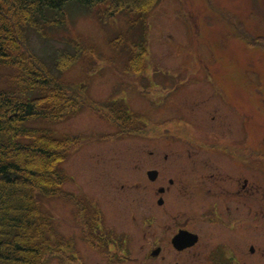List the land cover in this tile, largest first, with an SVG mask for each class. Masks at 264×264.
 Wrapping results in <instances>:
<instances>
[{
  "label": "rangeland",
  "instance_id": "374dc122",
  "mask_svg": "<svg viewBox=\"0 0 264 264\" xmlns=\"http://www.w3.org/2000/svg\"><path fill=\"white\" fill-rule=\"evenodd\" d=\"M263 1L158 0L144 17L146 25L138 14L128 17L105 1L88 8L67 9L64 24L46 27L43 37L32 31L26 33L24 45L62 85L80 84L73 111L55 120L31 122L51 128L70 145L61 163L65 174L63 195L39 198L40 210L52 227L53 242L62 241L63 245V249L47 254L42 264H104L85 240L77 199L101 211L109 230H131L143 238V231L131 218L138 202L126 188L135 186L136 177L148 166L144 163L139 168L137 150L142 144L150 149V138L141 136V131H121L110 121L107 103L120 104L125 99L129 112L141 115L143 127L151 130L177 117L175 113H182L184 120L192 119L186 112L188 104L179 103L195 95L193 88L177 86L174 93L167 92L166 86L213 81L227 86L239 104L244 103V117L247 104L252 105L254 143L264 146ZM143 37L146 59L143 57L145 62L134 69L130 59L140 52L141 45L134 44ZM76 50L77 56L62 63L60 73L50 66L57 56L59 61L63 53ZM13 84V70L0 65V90ZM255 181L264 187V177ZM130 208L133 210L128 213L125 209ZM150 234L151 230L146 231V239ZM137 250L133 248L130 255L135 256Z\"/></svg>",
  "mask_w": 264,
  "mask_h": 264
},
{
  "label": "flooded vegetation",
  "instance_id": "af4514ba",
  "mask_svg": "<svg viewBox=\"0 0 264 264\" xmlns=\"http://www.w3.org/2000/svg\"><path fill=\"white\" fill-rule=\"evenodd\" d=\"M181 83L167 92L193 88L179 103L188 104L192 119L179 112L159 127L140 128L152 147L137 150L139 168L148 166L126 188L138 207L125 210L143 238L109 230L91 204L88 247L104 264H264V187L255 181L264 177V146L254 143L253 107L247 104L244 117V103L227 86Z\"/></svg>",
  "mask_w": 264,
  "mask_h": 264
},
{
  "label": "trees",
  "instance_id": "16d2710c",
  "mask_svg": "<svg viewBox=\"0 0 264 264\" xmlns=\"http://www.w3.org/2000/svg\"><path fill=\"white\" fill-rule=\"evenodd\" d=\"M109 1L114 11L144 19L158 0H0V65L13 70L12 88L0 90V264H42L55 250L50 221L40 210L42 195L62 192L61 163L70 145L51 128L32 125L55 120L77 104L76 88L62 85L24 45L28 31L44 36L46 27L64 24L67 9ZM143 40L138 43H142ZM63 53L55 69L77 56ZM110 121L131 131L135 120L109 103ZM104 107V108H105ZM115 114V117L112 115ZM28 121L30 123L28 124Z\"/></svg>",
  "mask_w": 264,
  "mask_h": 264
}]
</instances>
